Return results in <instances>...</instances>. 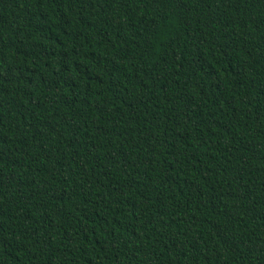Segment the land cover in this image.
<instances>
[{
  "label": "trees",
  "instance_id": "obj_1",
  "mask_svg": "<svg viewBox=\"0 0 264 264\" xmlns=\"http://www.w3.org/2000/svg\"><path fill=\"white\" fill-rule=\"evenodd\" d=\"M0 264H264V0H0Z\"/></svg>",
  "mask_w": 264,
  "mask_h": 264
}]
</instances>
